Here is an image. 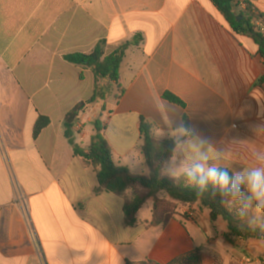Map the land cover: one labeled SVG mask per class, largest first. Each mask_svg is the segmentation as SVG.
Returning <instances> with one entry per match:
<instances>
[{"label":"crops","instance_id":"crops-1","mask_svg":"<svg viewBox=\"0 0 264 264\" xmlns=\"http://www.w3.org/2000/svg\"><path fill=\"white\" fill-rule=\"evenodd\" d=\"M243 1L264 15V0H238V12ZM102 41L106 55L133 44L118 84L103 83L105 98L81 113L74 145L89 150L100 118L114 162L149 176L144 120L154 139L177 143L165 166L176 179L197 162L201 139L211 144L208 163L234 174L257 166L264 153V59L210 0H0V264H170L195 249L206 257L201 264H264L262 241L228 250L227 222H211L200 203H177L151 226L149 199L129 226L124 205L131 191L95 194L97 174L75 156L64 121L92 98L96 77L65 56L90 54ZM40 116L50 125L35 139ZM220 245L229 259L212 256Z\"/></svg>","mask_w":264,"mask_h":264},{"label":"trees","instance_id":"trees-1","mask_svg":"<svg viewBox=\"0 0 264 264\" xmlns=\"http://www.w3.org/2000/svg\"><path fill=\"white\" fill-rule=\"evenodd\" d=\"M234 33L239 36L251 39L257 47V54L264 59V32L258 27L257 22L264 23V15L258 13L254 6L248 1H243L245 9L238 12L240 2L238 0H210ZM241 17V19H239ZM133 43H137L135 40ZM125 42L109 55L105 53V42H100L90 54H71L65 56V60L77 66L91 68L96 77V87L92 98L86 102L79 103L71 110L64 121L66 136L74 145L71 139V131L79 120L85 109L99 99L106 96L107 86L103 83L118 84L120 78V67L128 48L133 44ZM82 78V76H80ZM259 84L264 83V77L260 78ZM120 88V87H119ZM165 99L176 104L182 102L171 94H166ZM50 125V119L40 116L36 122L33 136L37 139L42 131ZM96 134L92 137L89 150L84 151L79 146L74 145V154L82 158L86 167L94 168L99 187L95 194L102 191L113 193L124 197L129 191L132 198L125 200L124 212L126 223L133 226L136 223V216L142 206L153 199L154 218L150 225H160L164 222V207H174L175 203L185 206H194L198 203L210 210L211 222H216L223 218L228 224V233L224 235V241L235 246L236 243H248L251 240L264 242V222L257 221L253 214L255 203L245 209L242 200H232L227 195H222L219 188L209 184L203 191L194 183L189 182L186 174L180 178H172L165 174V166L173 157L177 143L172 140L158 141L152 135L150 124L142 121L140 133L143 141L141 147L142 154L150 169L149 176L134 174L128 167L117 165L114 162L112 150L108 141L104 137L106 126L100 118H96L93 123ZM186 129L189 124L185 119ZM228 170V169H227ZM230 175L234 174L228 170ZM165 194L172 203L168 204L160 195ZM246 195V192H245ZM200 256L205 257L200 249H195L189 255L180 257L170 264H201ZM211 262V261H210ZM126 264H159L155 261L130 262Z\"/></svg>","mask_w":264,"mask_h":264},{"label":"clouds","instance_id":"clouds-1","mask_svg":"<svg viewBox=\"0 0 264 264\" xmlns=\"http://www.w3.org/2000/svg\"><path fill=\"white\" fill-rule=\"evenodd\" d=\"M200 147L202 150L197 154V162L186 170L189 182L196 184L201 191L211 184L219 188L222 195L232 200H242L245 209L254 202L256 210L264 212V153H257V166L230 175L227 169L208 163L212 159V148L208 140L201 139ZM223 156V149L216 150L215 159L219 160Z\"/></svg>","mask_w":264,"mask_h":264},{"label":"rangeland","instance_id":"rangeland-1","mask_svg":"<svg viewBox=\"0 0 264 264\" xmlns=\"http://www.w3.org/2000/svg\"><path fill=\"white\" fill-rule=\"evenodd\" d=\"M161 195H164V194H161ZM166 199V195H164V200ZM175 205H178V204H176L175 203ZM164 210H168L169 212H171L172 214H173V212H175V207H169L168 209L166 208V206L164 207ZM189 216V215H188ZM253 216H254V218L257 220V221H259V222H264V212H260V211H257L256 209H255V211H254V214H253ZM196 218V217H195ZM242 246H247V244L248 243H242V242H239ZM262 243H264L263 241H262ZM227 244V243H226ZM228 245V244H227ZM230 246L232 247V248H237V246L235 245V246H233V245H229L228 247L229 248H227L228 250L230 249ZM252 248V247H251ZM253 249V248H252ZM212 256L214 257V258H216V259H218V260H220V255H223V257L227 260V257H228V259H229V255L228 256H226L225 255V251H224V249L222 248V246L220 245V246H217L216 247V249L212 252ZM205 259H206V257H204ZM211 262L209 263V264H213V261H212V258H208ZM263 260V259H262ZM206 262H208V261H205V263ZM216 264H228V263H222V262H220L219 261V263L218 262H216Z\"/></svg>","mask_w":264,"mask_h":264},{"label":"built area","instance_id":"built-area-1","mask_svg":"<svg viewBox=\"0 0 264 264\" xmlns=\"http://www.w3.org/2000/svg\"><path fill=\"white\" fill-rule=\"evenodd\" d=\"M257 25L262 30V32H264V23L263 22H257ZM189 217L193 219L196 217V214L190 213Z\"/></svg>","mask_w":264,"mask_h":264},{"label":"water","instance_id":"water-1","mask_svg":"<svg viewBox=\"0 0 264 264\" xmlns=\"http://www.w3.org/2000/svg\"><path fill=\"white\" fill-rule=\"evenodd\" d=\"M239 19H241V17H239Z\"/></svg>","mask_w":264,"mask_h":264}]
</instances>
